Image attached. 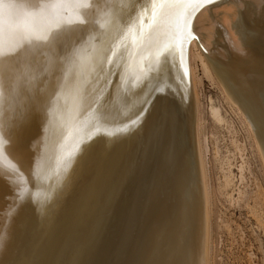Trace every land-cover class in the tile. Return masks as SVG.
<instances>
[{
	"label": "bare ground",
	"instance_id": "obj_1",
	"mask_svg": "<svg viewBox=\"0 0 264 264\" xmlns=\"http://www.w3.org/2000/svg\"><path fill=\"white\" fill-rule=\"evenodd\" d=\"M138 2L143 4L145 0ZM222 6L226 9L219 12ZM204 10H210L216 21L208 19L206 11L207 19L201 20ZM111 11L112 18L124 21L135 15L129 0H118V6ZM237 15L244 28L254 34L246 43V56L236 51L245 47L234 27ZM229 20L231 30L226 28ZM193 29L198 39L188 43V76L183 83L178 79L172 82L170 95L156 102L141 130L114 139L94 137L83 155L77 157L70 172L71 183L50 213L45 216L25 205L13 215L8 182H0V223L8 228L11 237L7 249L0 250V264L211 263L210 192L196 129V81L191 80L194 72L189 65V49L196 44L207 48L213 69L253 127L264 160L260 103L264 94V17L248 7L238 14L233 6L209 5L197 13ZM111 30L109 24L90 33L81 46L87 47L92 37L103 38ZM79 36V32H73L69 39ZM50 59L42 49L34 57V67H43ZM47 79L46 74H41L22 95L46 92L50 87ZM112 80L109 92L114 91L119 76ZM212 114L216 115L214 108ZM128 115L131 113L117 115L116 121ZM50 139L54 153L58 135L52 133ZM41 140L40 119L33 116L13 145L25 172ZM225 164L223 180L228 187L233 179L232 164L229 160Z\"/></svg>",
	"mask_w": 264,
	"mask_h": 264
},
{
	"label": "snow or ice",
	"instance_id": "obj_2",
	"mask_svg": "<svg viewBox=\"0 0 264 264\" xmlns=\"http://www.w3.org/2000/svg\"><path fill=\"white\" fill-rule=\"evenodd\" d=\"M209 5L233 6L238 14L248 7L264 17V0H129L135 15L127 21L112 18L118 0H0V182H8L13 215L25 205L45 216L56 208L77 157L94 137L114 139L143 128L156 102L170 95L172 82L183 83L188 76L187 46L198 39L193 20ZM109 24L110 33L81 46ZM234 27L245 43L236 51L246 56L254 34L239 15ZM73 32H79L78 39H69ZM42 49L51 59L34 67ZM41 74L48 77V90L22 95ZM260 103L264 127V94ZM125 113L131 115L117 122L116 116ZM33 116L40 119L42 140L25 172L13 145ZM52 133L58 135L54 153ZM10 238L0 223V250L7 249Z\"/></svg>",
	"mask_w": 264,
	"mask_h": 264
},
{
	"label": "rangeland",
	"instance_id": "obj_3",
	"mask_svg": "<svg viewBox=\"0 0 264 264\" xmlns=\"http://www.w3.org/2000/svg\"><path fill=\"white\" fill-rule=\"evenodd\" d=\"M223 9L226 8L222 6L218 11ZM204 13L216 21L210 10L202 11L201 20L206 18ZM226 28L232 29L230 20ZM204 48L207 49L201 44L190 45L189 65L194 72V75L190 72L191 80L196 81L192 80L197 95L194 98L196 129L203 147L201 157L210 192L209 262L264 264V160L259 141L240 105L226 91ZM212 108L216 115L212 114ZM228 160L233 179L225 187L223 173Z\"/></svg>",
	"mask_w": 264,
	"mask_h": 264
}]
</instances>
